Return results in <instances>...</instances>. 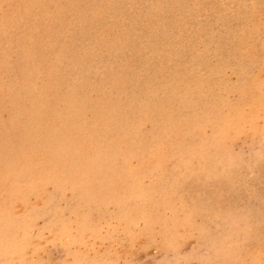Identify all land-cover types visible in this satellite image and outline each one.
Here are the masks:
<instances>
[{"label":"rangeland","instance_id":"1","mask_svg":"<svg viewBox=\"0 0 264 264\" xmlns=\"http://www.w3.org/2000/svg\"><path fill=\"white\" fill-rule=\"evenodd\" d=\"M0 264H264V0H0Z\"/></svg>","mask_w":264,"mask_h":264}]
</instances>
